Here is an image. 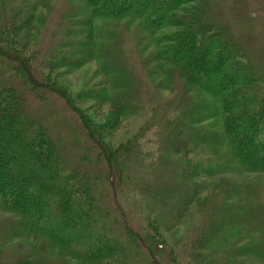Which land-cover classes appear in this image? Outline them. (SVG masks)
<instances>
[{"label":"trees","instance_id":"obj_1","mask_svg":"<svg viewBox=\"0 0 264 264\" xmlns=\"http://www.w3.org/2000/svg\"><path fill=\"white\" fill-rule=\"evenodd\" d=\"M81 1V13L70 15L69 24L74 17L84 18L76 22L78 28L68 27L66 32L84 38L70 40L64 46L73 48L71 52L53 51L45 63L49 71L59 65L74 68L71 63L78 54V61L96 60L108 76L119 71V83H104L94 92L79 94L82 99L90 94L99 109L109 106L111 117L104 133L119 127L124 117L141 106L137 77L128 63L100 59L105 22L116 26L122 20L136 21V30L156 44L155 58L179 69L185 92L191 90L188 120L170 106H154L141 135L118 148L105 146L74 103L75 97L58 84L54 74L35 75L41 61L37 55L22 57L28 47L23 33L33 22L34 6L26 0H0V65L7 66V71L11 67L18 81H0V210L14 216L9 232L37 242L45 239L75 258V264H164L154 258L153 251L149 255L137 245L138 232L113 216L101 201L100 176L67 159L49 128L30 111L32 95L44 101L49 94L58 95L76 112L95 161L109 168L106 178L112 187L132 186L134 166L150 170V176L163 173L159 165L149 169L155 157L189 184L198 175L264 173V64L255 61L239 34L217 16L215 0ZM158 127H162L166 151L155 156L157 150L142 149L147 145L143 138ZM84 159L90 161V155ZM142 185L157 192L148 181ZM150 222L147 232L153 237L159 231L154 227L149 231ZM152 246L160 252L164 245ZM4 253L0 249V264L5 262ZM261 257L264 262V252ZM169 258V264H180L175 257Z\"/></svg>","mask_w":264,"mask_h":264},{"label":"rangeland","instance_id":"obj_2","mask_svg":"<svg viewBox=\"0 0 264 264\" xmlns=\"http://www.w3.org/2000/svg\"><path fill=\"white\" fill-rule=\"evenodd\" d=\"M26 1L35 10L31 26L23 33L28 47L22 57H29L32 52L37 55L38 61H41L38 70L34 69L35 75L45 77L54 74L58 84L75 97L74 103L85 113L88 123L105 146L118 148L141 135L154 106H170L174 113H182V119L188 120L185 113L191 105L188 99L191 90L185 92L186 82L179 69L155 58L158 50L156 44L144 32L136 30V21L122 20L116 26L112 22H105L102 24L105 34L101 40L103 49L100 50V55L103 53L104 57L100 59L116 65L120 60L128 63L127 66L137 77L141 106L134 114L124 117L119 127L107 130L108 134L104 133L106 120L111 117L109 106L104 105L99 109L90 94L83 99V95L79 97V94L85 90L94 92L104 83H119L116 82L121 79L119 71L108 76L99 69L96 60L82 58L78 61L77 58H81L78 54L71 63L75 65L74 68L59 65L49 71L45 63L53 51L71 52L73 48L64 46L70 40L84 38L82 35L80 38L73 37L66 32L68 27L78 28L76 22L84 18L74 17L75 24H69L68 19H72L70 15L81 13L78 7L83 2ZM215 9L217 16L230 24L249 46L255 61L264 64V0H215ZM5 67L0 65V81H17L15 73L10 72L11 67L8 71ZM31 104L30 111L49 128L67 159L80 169L100 176L97 192L101 201L113 216L138 232L134 238L137 245L147 249L149 255L153 251L156 260L169 264L170 256L180 264L264 263L261 257L264 252V173H220L212 177L198 175L194 183L186 184L173 167L157 161L155 157L149 169L159 165L164 170L159 173L160 176L155 173L150 176V170L134 166L136 181L134 178L132 186L123 184V188H114L106 178L109 174L107 165L95 161L93 149L85 140L87 133L84 124L76 112L55 94H49L45 101L32 95ZM161 130L162 127H158L145 133L143 140L147 145L143 150H157L153 153L155 156L162 150L166 151L162 145L166 139ZM86 153L90 155V161L84 159ZM145 181L152 185L151 188L155 186L157 192L150 191L148 187L146 189L142 185ZM12 218L14 216L0 210V249L6 252L4 257L1 256L5 258L1 264L77 262L45 239L37 242L26 235L21 237L9 232ZM148 221L152 224L149 231H159L153 237L147 232ZM152 245L164 246L158 252L159 247Z\"/></svg>","mask_w":264,"mask_h":264}]
</instances>
